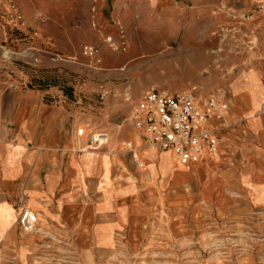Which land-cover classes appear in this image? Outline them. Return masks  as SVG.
I'll use <instances>...</instances> for the list:
<instances>
[{"label": "crops", "instance_id": "0c3cea01", "mask_svg": "<svg viewBox=\"0 0 264 264\" xmlns=\"http://www.w3.org/2000/svg\"><path fill=\"white\" fill-rule=\"evenodd\" d=\"M96 5L99 21L116 38L120 31L133 39L140 24H153V37L163 45L179 40L181 69L215 72L200 81L205 89H197V97L203 102L220 95L231 103L223 118L208 123L218 151L206 146L198 161L180 163L171 150L136 139L130 116L126 126L101 130L109 134L103 146L83 151L90 136L77 133L86 117L78 115L74 95L0 73V233L6 260L264 264V110L258 111L264 102V8L251 0ZM238 88L249 91L248 99H239ZM130 140L144 168L126 147ZM24 206L41 215L39 230L21 229ZM47 241L69 248L70 257H48Z\"/></svg>", "mask_w": 264, "mask_h": 264}, {"label": "rangeland", "instance_id": "374dc122", "mask_svg": "<svg viewBox=\"0 0 264 264\" xmlns=\"http://www.w3.org/2000/svg\"><path fill=\"white\" fill-rule=\"evenodd\" d=\"M64 1L0 0V73L74 95L78 115L86 117L79 124L86 136L110 125L126 126L140 90L173 93L198 84L202 92L200 81L215 73L181 69L185 57L179 40L163 45L153 37V24H140L133 39L120 31L116 38L99 21L97 0ZM248 94L238 88L239 99L245 101ZM221 98L229 108L228 99ZM263 110L264 102L258 105ZM68 249L46 247L47 256L70 257Z\"/></svg>", "mask_w": 264, "mask_h": 264}, {"label": "built area", "instance_id": "2783aa9c", "mask_svg": "<svg viewBox=\"0 0 264 264\" xmlns=\"http://www.w3.org/2000/svg\"><path fill=\"white\" fill-rule=\"evenodd\" d=\"M259 8H264V0H251ZM228 109L227 102L217 95L209 96L205 101L197 97V88L168 92L152 89L147 91L131 109L130 120L135 129V138L144 140L149 146L162 150H171L176 159L183 164L198 161L206 146L216 154L218 136L209 127L210 119H221ZM78 135L86 136L85 126L77 130ZM109 140V134L102 131L90 132L89 144L83 151L99 148ZM126 147L142 168L145 162L140 149L133 141H127ZM18 222L23 231H37L41 228V215L29 206L19 212ZM46 237L50 232L44 230ZM5 236L0 233V264H9L4 251ZM46 247L54 248L52 241Z\"/></svg>", "mask_w": 264, "mask_h": 264}]
</instances>
